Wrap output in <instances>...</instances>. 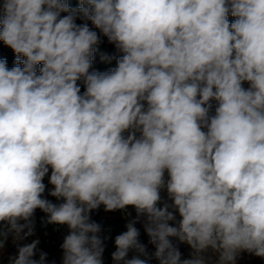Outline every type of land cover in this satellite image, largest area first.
Instances as JSON below:
<instances>
[{"label":"clouds","instance_id":"obj_1","mask_svg":"<svg viewBox=\"0 0 264 264\" xmlns=\"http://www.w3.org/2000/svg\"><path fill=\"white\" fill-rule=\"evenodd\" d=\"M0 12L17 54L11 69L0 60V235H32L40 209L70 229L63 264H102L90 213L133 206L115 264H148L141 221L159 264H206L208 249L218 264L264 258V0H3ZM78 16L123 53L117 67L89 71L100 38ZM49 168L58 204L43 196ZM163 189L172 203L159 206ZM169 237L196 254L181 262ZM38 243L10 264H45Z\"/></svg>","mask_w":264,"mask_h":264},{"label":"rangeland","instance_id":"obj_2","mask_svg":"<svg viewBox=\"0 0 264 264\" xmlns=\"http://www.w3.org/2000/svg\"><path fill=\"white\" fill-rule=\"evenodd\" d=\"M2 3H3V0H0V4H2ZM68 3L70 5V7H72L73 9L79 7V0H68ZM2 15H3L2 12H0V19H2ZM61 15L63 16V15H65V13H62ZM228 20L231 23V22H234L235 18L232 17L231 14H229ZM76 23L77 24L87 23L90 28L97 31L98 36L100 38V43L96 46L97 50L94 53V58L92 61L91 68L99 67L101 70H106V69H112V68L117 67V60L123 55V53L120 52L115 47V44L110 43L108 41L107 37L104 36L100 32L99 29H95V27L91 24V21H85L82 17L78 16ZM19 58L21 60L24 59V57H19ZM16 59H17V54L10 47L5 45L3 43V41H0V60H6L7 61V67L9 69H11L12 67L16 66L15 65ZM21 67H22V65H21ZM90 69H89V71H90ZM81 82L83 83V81H81ZM77 83H78V86H80L79 81ZM242 87L247 90L250 87L249 82H247V81L243 82ZM80 88H81V86H80ZM84 91H85V89L81 88V94H83ZM209 103L211 105V108L209 110V117H211V116L215 115V110L218 107V102L213 99V100H210ZM204 130L206 131V129H204ZM50 175H51V168H49V173L46 174V176L44 177L43 183L45 185L50 184L49 183ZM167 178H168V174H167V172H165V179H167ZM43 196H44V198L52 201L53 203L58 204V203L62 202L61 200H57L56 197L50 196L49 193H47L46 191L43 194ZM161 197H162V201H161V204L159 206H163L164 202L172 203V201H170L167 197L166 189H163L161 191ZM170 210H172V209H170ZM130 211L131 212H130L129 217L127 218V221L124 222L121 218H119V219L116 218L115 215L117 214V210L105 211L104 206L101 205L98 209L93 210L90 213V220L91 221L96 220L101 214H104V215L109 214L111 216L114 228L116 230H120V232L124 233L127 231V227H126L127 223L136 217V210L133 206H131ZM175 215H176V221H179L181 219V217L179 216L178 212H176ZM47 218H48V214L44 213L40 209H36L33 217L31 218V226L41 225V226H52L56 229L57 228H66V232L63 234V237H62V244H63L65 237L70 233V229L68 228L67 225H57V224L47 223ZM0 223H3V222H0ZM19 223H25V222L20 221ZM169 223L171 225L175 226L176 222H169ZM135 227H137V229L139 230V233H140V235L138 237L139 242L146 246L148 256L151 257L150 259H148V264H159V261L153 255L155 250H156V246L149 242L150 237L147 235V233L144 230V222L143 221L138 222L135 225ZM0 231H6V229H0ZM169 239L172 242L173 246L179 250V252L181 254V262L185 259H191L196 254L195 250L187 242H181L176 237H169ZM134 255H136V253L131 250V254H130L128 259H131ZM202 255L204 256V258L206 260V264H218L219 253L214 252L212 249H208ZM140 258L146 259V257H144V256H140ZM0 264H10V263L0 261ZM45 264H63V254H61V256L59 258H56L54 260H46ZM235 264H264V258L255 256V255L248 253L246 251H241L237 255Z\"/></svg>","mask_w":264,"mask_h":264},{"label":"built area","instance_id":"obj_3","mask_svg":"<svg viewBox=\"0 0 264 264\" xmlns=\"http://www.w3.org/2000/svg\"><path fill=\"white\" fill-rule=\"evenodd\" d=\"M113 69V68H112ZM111 69L101 70L100 68H91L90 72L92 71H99L105 72ZM85 89V86H84ZM125 136L128 135L126 131L124 133ZM137 136L140 133H136ZM53 185L48 184L46 185L45 191L49 193L53 189ZM131 206H128L126 209L117 210V214L115 215L116 218H121L124 222L127 221V218L130 215ZM105 217V229L100 230L97 234L100 239L102 240V246L104 247V252L102 253V264H115L112 259V253L116 251L115 246V238L116 236L122 234L120 230H116L112 223L111 216L109 214H101L96 220L92 222H101V219ZM27 228L24 230L27 232ZM33 234L27 236L24 239H16L15 233H8L6 236L0 235V241L3 242L2 247H0V261L10 263V258H14L18 255V248L27 244L32 243L34 240H38L39 243L35 250V255L33 259L39 260V256L41 252L47 253L46 260H54L59 258L61 254H63V250L61 249L62 244V237L63 234L66 232V228H54L52 226H41L35 225V229H32ZM21 236L24 233L20 234ZM131 254V250L127 259Z\"/></svg>","mask_w":264,"mask_h":264},{"label":"bare ground","instance_id":"obj_4","mask_svg":"<svg viewBox=\"0 0 264 264\" xmlns=\"http://www.w3.org/2000/svg\"><path fill=\"white\" fill-rule=\"evenodd\" d=\"M94 68H98V67H94ZM97 224L100 225V230H104L105 229V222H97ZM32 229H35V226H31Z\"/></svg>","mask_w":264,"mask_h":264},{"label":"trees","instance_id":"obj_5","mask_svg":"<svg viewBox=\"0 0 264 264\" xmlns=\"http://www.w3.org/2000/svg\"><path fill=\"white\" fill-rule=\"evenodd\" d=\"M79 85L81 86L82 89H84V85H83V83L81 81H79Z\"/></svg>","mask_w":264,"mask_h":264},{"label":"water","instance_id":"obj_6","mask_svg":"<svg viewBox=\"0 0 264 264\" xmlns=\"http://www.w3.org/2000/svg\"><path fill=\"white\" fill-rule=\"evenodd\" d=\"M105 220H106V218H105V217H103V218L101 219V222H105Z\"/></svg>","mask_w":264,"mask_h":264}]
</instances>
